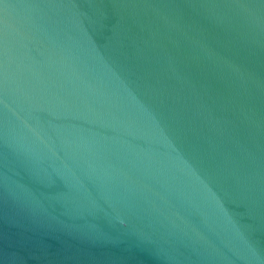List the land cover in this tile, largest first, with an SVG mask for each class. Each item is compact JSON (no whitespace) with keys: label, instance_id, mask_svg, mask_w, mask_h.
I'll return each mask as SVG.
<instances>
[{"label":"water","instance_id":"obj_1","mask_svg":"<svg viewBox=\"0 0 264 264\" xmlns=\"http://www.w3.org/2000/svg\"><path fill=\"white\" fill-rule=\"evenodd\" d=\"M0 264H264V0H0Z\"/></svg>","mask_w":264,"mask_h":264}]
</instances>
